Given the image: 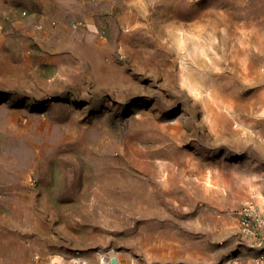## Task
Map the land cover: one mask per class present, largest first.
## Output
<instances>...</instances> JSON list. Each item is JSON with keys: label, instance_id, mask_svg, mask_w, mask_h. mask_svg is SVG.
<instances>
[{"label": "rangeland", "instance_id": "obj_1", "mask_svg": "<svg viewBox=\"0 0 264 264\" xmlns=\"http://www.w3.org/2000/svg\"><path fill=\"white\" fill-rule=\"evenodd\" d=\"M247 201L264 0H0V264H261Z\"/></svg>", "mask_w": 264, "mask_h": 264}, {"label": "built area", "instance_id": "obj_2", "mask_svg": "<svg viewBox=\"0 0 264 264\" xmlns=\"http://www.w3.org/2000/svg\"><path fill=\"white\" fill-rule=\"evenodd\" d=\"M39 27H42V25H39ZM236 213L239 217L238 222L242 234L253 242L254 246L261 248L258 260L261 264H264V213L259 210L253 201L245 202V204L238 209ZM113 252L114 250H101L99 252L101 262L106 263L107 261H112L114 264H120L115 255L111 256ZM132 263L141 264L136 261H133Z\"/></svg>", "mask_w": 264, "mask_h": 264}]
</instances>
